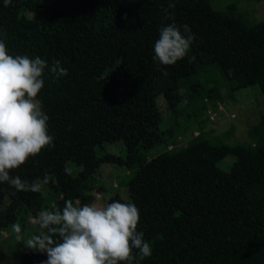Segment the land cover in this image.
I'll return each instance as SVG.
<instances>
[{
	"label": "trees",
	"instance_id": "obj_1",
	"mask_svg": "<svg viewBox=\"0 0 264 264\" xmlns=\"http://www.w3.org/2000/svg\"><path fill=\"white\" fill-rule=\"evenodd\" d=\"M171 2L169 8V0H79L66 14L38 0H0V32L10 53L59 59L68 69L55 79L45 72L38 92L52 146L9 170L29 184L41 180L51 198L46 204L36 187L0 183V206L7 199L0 228L11 222V212L24 210L34 219L65 199L91 203L93 174L110 163L133 171L126 182L130 199L113 195L107 203L137 206V230L152 249L144 258L134 249L132 264H264V114L248 126L244 143L213 142L230 138L232 130L215 137L197 124L222 100L215 73L232 99L250 86L264 96V20L245 26L213 9L210 0ZM173 21L187 23L194 40L183 58L158 65L152 45L158 29ZM159 96L175 116L184 107L196 123L198 133L185 145L168 148L178 122L159 129ZM116 141L123 143L124 157L95 154L104 142ZM157 145L164 150L143 158ZM227 155L234 160L220 170L216 163ZM45 259L29 250L19 261Z\"/></svg>",
	"mask_w": 264,
	"mask_h": 264
},
{
	"label": "clouds",
	"instance_id": "obj_2",
	"mask_svg": "<svg viewBox=\"0 0 264 264\" xmlns=\"http://www.w3.org/2000/svg\"><path fill=\"white\" fill-rule=\"evenodd\" d=\"M168 7H174L171 0ZM193 40L187 23L163 25L152 45V59L158 65H172L186 55ZM45 72L55 79L67 75L68 69L59 59L49 63L39 55L10 53L0 32V183L17 190L36 185L9 170L53 142L48 114L37 98ZM138 220L139 209L132 202L111 200L97 206L65 199L62 207L35 215L40 231L27 240V247L46 254L41 264H132L134 249L141 258L152 251L143 231L137 230ZM13 227L20 230L18 224Z\"/></svg>",
	"mask_w": 264,
	"mask_h": 264
},
{
	"label": "rangeland",
	"instance_id": "obj_3",
	"mask_svg": "<svg viewBox=\"0 0 264 264\" xmlns=\"http://www.w3.org/2000/svg\"><path fill=\"white\" fill-rule=\"evenodd\" d=\"M43 5L61 10L66 14H71L78 4L79 0H38ZM213 9L222 13H231L241 20L245 26H250L256 22L264 20V0L249 1V0H210ZM22 14L27 18H33V13L29 10L22 11ZM220 86L222 100L216 106L208 107L205 111L202 120L197 124L202 125L204 131L210 136L219 137L223 132L232 130V136L228 139L221 137L215 138L213 142L219 143H244L249 142L247 136L248 126L255 124L259 120V116L264 114V96L261 94L257 86H250L239 89L234 92V98H230L227 93L224 82L219 79V75L214 76ZM203 81L204 77H199ZM211 85H207L209 87ZM158 111L160 113L161 122L159 129H163L178 122L173 131L174 143H169L168 148H177L186 144L190 135L198 133V128L193 118L187 117L188 110L181 107L180 115L177 117L168 109L165 99L162 96L157 98ZM213 108V109H212ZM207 115V116H205ZM212 115V119L209 116ZM187 117V118H186ZM218 139V140H217ZM163 146L157 145L154 148L144 151L143 158L150 159L160 152ZM113 154L124 157L125 150L121 141L104 142L101 147L95 149V154ZM234 158L232 155H227L221 158L216 166L220 170H229ZM68 168L75 169L73 163L68 164ZM133 169H126L116 164H101L93 174L95 180V188L92 195L94 199L91 203L97 206H103L108 199L113 195H118L123 200H129L130 197L126 191V182L128 173ZM36 188L41 192L44 202L47 204L51 198V192L41 180H35ZM7 199L0 206V220L5 213ZM23 208V207H22ZM49 211L55 210L53 204L48 208ZM11 222L8 226L0 228V264H21L20 256L29 251L35 250L27 247V240L38 234L40 229L34 223V219L27 211L11 212L9 215ZM18 224L20 230L16 231L13 225Z\"/></svg>",
	"mask_w": 264,
	"mask_h": 264
},
{
	"label": "built area",
	"instance_id": "obj_4",
	"mask_svg": "<svg viewBox=\"0 0 264 264\" xmlns=\"http://www.w3.org/2000/svg\"><path fill=\"white\" fill-rule=\"evenodd\" d=\"M217 103H218V102H216V106H218V104H217ZM211 116H212V115H210V116H209V118H210V119H212V117H211ZM195 135H196V134H195Z\"/></svg>",
	"mask_w": 264,
	"mask_h": 264
}]
</instances>
